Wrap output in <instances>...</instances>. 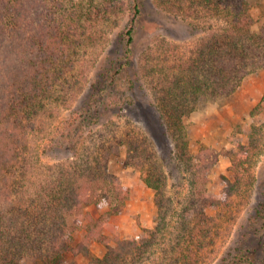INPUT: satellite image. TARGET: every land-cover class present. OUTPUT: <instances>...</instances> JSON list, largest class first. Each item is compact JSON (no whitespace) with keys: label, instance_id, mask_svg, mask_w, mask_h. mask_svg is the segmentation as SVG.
I'll return each mask as SVG.
<instances>
[{"label":"trees","instance_id":"1","mask_svg":"<svg viewBox=\"0 0 264 264\" xmlns=\"http://www.w3.org/2000/svg\"><path fill=\"white\" fill-rule=\"evenodd\" d=\"M156 2L175 18L208 26L207 36L191 54L176 56L167 47L150 54L151 64L145 67L155 77L157 110L175 141L177 159L187 163L183 118L203 100L229 97L247 74L264 69V24L254 30L249 0ZM133 7L121 34L126 65L141 3L136 1ZM121 13L118 0H0V264H63L68 251L87 257L89 264H142L155 246L164 243L172 206L147 137L133 130L100 131L96 148L77 152L80 129L101 123V106L108 100L106 84L114 79L109 80L108 71L93 84L85 110L90 115L70 121L52 144L69 151V158L42 166L31 152L32 137L46 130L53 101L66 102L67 93L75 89L71 81H78L75 70L82 54L102 42L104 27L117 24ZM123 146L127 147L123 165L137 168L156 192L157 213L153 229H144L140 238L121 240L108 236L106 230L116 234L115 229L106 218L94 219L87 207L102 201L125 205L126 193L108 166ZM228 155L235 176L230 191L240 187L246 159L230 151ZM188 202L179 216V234L150 264H198L205 245L213 241L219 218L205 209L219 207L220 201L204 191L192 192ZM77 231H84V238L72 245ZM93 243L105 248L103 256L93 254Z\"/></svg>","mask_w":264,"mask_h":264},{"label":"rangeland","instance_id":"2","mask_svg":"<svg viewBox=\"0 0 264 264\" xmlns=\"http://www.w3.org/2000/svg\"><path fill=\"white\" fill-rule=\"evenodd\" d=\"M136 1L141 3V9L126 65V42L121 34L131 21ZM249 2L254 30L258 31L264 24V0ZM118 5L122 10L119 22L105 26L102 42L82 54L75 70L78 81H71L75 89L70 95L67 93L66 102L53 101L52 114L45 122L46 130L32 137L31 152L37 164L53 165L61 158L64 162L69 158V151L52 148V144L70 121L77 116L80 121L86 120L83 116L90 115L85 110L93 94V84L108 71L109 80L114 79L106 84L108 100L101 106V123L80 129L83 136L77 152L96 148L100 131L111 134L133 130L147 137L163 174L165 197L172 207L169 226L162 237L166 245L155 246L142 264L157 260L163 255L162 248L170 247L181 230L179 216L192 192L204 191L211 199L220 201L219 207L205 209L207 215L219 219L217 233L205 245L198 264H264V69L247 74L229 97L203 100L183 118L190 158L183 163L177 159L175 141L157 110L155 77L145 67L151 64L147 62L151 60L150 54L156 55L167 47L176 56L191 54L207 36L208 26L198 25L191 18H175L156 0H118ZM126 150V146L121 147L108 164L126 193L125 205L119 207L102 201L87 207L94 219L106 218L115 229L116 234L106 230L108 236L121 240L140 238L144 229H153L157 213L156 192L145 184L137 168L123 165ZM229 151L246 160L241 168L244 178L240 187L227 191L229 184L235 182ZM83 238L84 231L75 232L72 245ZM91 250L99 257L106 252L98 243L91 244ZM63 264H89V259L68 251Z\"/></svg>","mask_w":264,"mask_h":264}]
</instances>
